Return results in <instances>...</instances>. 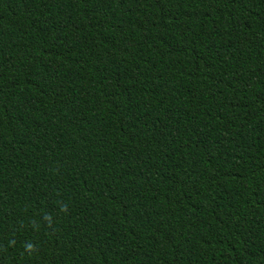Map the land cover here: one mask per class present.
<instances>
[{"label":"trees","instance_id":"trees-1","mask_svg":"<svg viewBox=\"0 0 264 264\" xmlns=\"http://www.w3.org/2000/svg\"><path fill=\"white\" fill-rule=\"evenodd\" d=\"M0 264H264V0H0Z\"/></svg>","mask_w":264,"mask_h":264}]
</instances>
